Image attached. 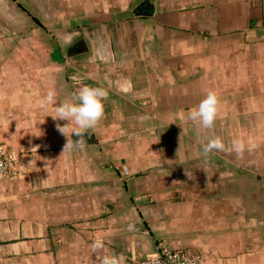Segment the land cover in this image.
<instances>
[{"label":"crops","instance_id":"0c3cea01","mask_svg":"<svg viewBox=\"0 0 264 264\" xmlns=\"http://www.w3.org/2000/svg\"><path fill=\"white\" fill-rule=\"evenodd\" d=\"M143 1L0 0V145L25 171L0 182V264H96L97 238L124 264L159 242L200 264H264V0L136 14ZM84 84L108 89L104 115L62 154L67 121L40 100ZM208 91L219 112L201 129L189 111ZM216 136L226 150L205 155Z\"/></svg>","mask_w":264,"mask_h":264},{"label":"clouds","instance_id":"9594fccd","mask_svg":"<svg viewBox=\"0 0 264 264\" xmlns=\"http://www.w3.org/2000/svg\"><path fill=\"white\" fill-rule=\"evenodd\" d=\"M131 87L130 84L121 85L122 91L127 92ZM108 89L102 84L80 86L72 95L71 98L59 103H55L56 91L49 89L40 100L42 108L48 105H54L55 114L51 115L54 121H67L66 124L57 123L56 130L61 135L67 138L62 154L66 151L83 150L86 147L84 134L89 130L95 129L99 121L104 115V104L108 99ZM219 112V99L215 92L208 91L205 97L199 102L194 110L189 111V119L198 124L201 129H210L213 127ZM75 125L72 136L76 139H70L68 129ZM39 145L32 150H37ZM232 151L240 158L245 151L244 142L235 138L231 141ZM202 152L207 155L215 151H225L223 140L216 136L211 138L201 145ZM248 150H251L250 148ZM134 225H127L128 231L134 230ZM90 248L96 256V264H124L125 257L123 254H103L105 248L103 239H94Z\"/></svg>","mask_w":264,"mask_h":264},{"label":"built area","instance_id":"2783aa9c","mask_svg":"<svg viewBox=\"0 0 264 264\" xmlns=\"http://www.w3.org/2000/svg\"><path fill=\"white\" fill-rule=\"evenodd\" d=\"M24 173L21 155L14 149L0 145V182L21 178ZM201 260L196 250L172 249L165 242H159L152 254L127 264H200Z\"/></svg>","mask_w":264,"mask_h":264},{"label":"water","instance_id":"95a60500","mask_svg":"<svg viewBox=\"0 0 264 264\" xmlns=\"http://www.w3.org/2000/svg\"><path fill=\"white\" fill-rule=\"evenodd\" d=\"M151 5H150V3H149V1H147V0H145V1H143L142 3H140V5H138L137 7H136V9H135V13L136 14H145V9L146 8H148V7H150Z\"/></svg>","mask_w":264,"mask_h":264},{"label":"rangeland","instance_id":"374dc122","mask_svg":"<svg viewBox=\"0 0 264 264\" xmlns=\"http://www.w3.org/2000/svg\"><path fill=\"white\" fill-rule=\"evenodd\" d=\"M18 154H20V153H18ZM21 155V154H20ZM21 160H22V156H21ZM22 164H23V161H22ZM24 167V166H23ZM25 176V173L23 174V176L21 177V178H23ZM20 178V179H21Z\"/></svg>","mask_w":264,"mask_h":264}]
</instances>
